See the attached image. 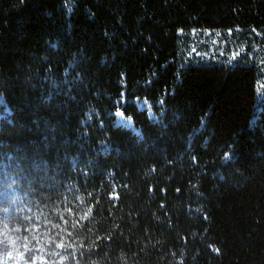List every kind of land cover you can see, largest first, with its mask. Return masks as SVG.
Here are the masks:
<instances>
[{
  "label": "trees",
  "instance_id": "obj_1",
  "mask_svg": "<svg viewBox=\"0 0 264 264\" xmlns=\"http://www.w3.org/2000/svg\"><path fill=\"white\" fill-rule=\"evenodd\" d=\"M0 98L31 264H264V0H0Z\"/></svg>",
  "mask_w": 264,
  "mask_h": 264
},
{
  "label": "rangeland",
  "instance_id": "obj_2",
  "mask_svg": "<svg viewBox=\"0 0 264 264\" xmlns=\"http://www.w3.org/2000/svg\"><path fill=\"white\" fill-rule=\"evenodd\" d=\"M137 103L142 107L147 106L144 100H138ZM115 119L119 123H123L128 126L132 125L131 121L119 110L115 111ZM1 190H5L7 192L8 202L6 203L7 208L5 207L4 210L9 213L8 209L15 205V191H13V189L6 190L4 187H2ZM18 232L19 231L14 227L7 228V226H4L0 228V242L5 243L4 252L0 255V264H31L30 257L33 255L32 252L36 251V247L32 244V236L28 233L22 236ZM28 235L30 240L25 239Z\"/></svg>",
  "mask_w": 264,
  "mask_h": 264
}]
</instances>
